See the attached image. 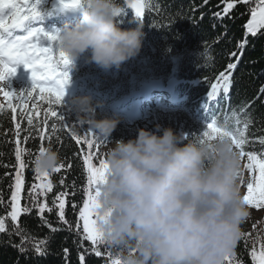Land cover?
Segmentation results:
<instances>
[{
	"label": "trees",
	"instance_id": "obj_1",
	"mask_svg": "<svg viewBox=\"0 0 264 264\" xmlns=\"http://www.w3.org/2000/svg\"><path fill=\"white\" fill-rule=\"evenodd\" d=\"M141 1L145 13L137 17L125 0H118L123 8L117 17L119 26L123 29L139 26L144 33L137 56L119 69L104 70L88 62L87 54L82 55L62 70L69 72L70 82L65 85L61 105L50 106L47 102L46 107L35 108L28 114L17 104H12L11 109L8 104H0V219L5 222L4 231H0V264H81V255L83 264H113L118 258L104 244L93 246L79 218L88 176L84 158L89 146L85 141L94 142L92 150L96 155L100 154L97 148L102 144L88 125L76 121L70 104L73 95L87 94L94 102L99 101L97 119L118 116L120 123L110 140L127 141L138 135L139 128L132 127L131 117L122 111L131 104L124 97L139 92L146 84L166 86L177 81L172 95L149 90L150 101L143 98L145 106L141 114L150 117L152 124L148 130L157 131L160 126L162 132L163 128L171 127L186 133L188 138H202L207 124L215 121L228 130L244 131L248 141L245 151L264 155V27L255 35L246 32L259 0L234 3L227 14L224 9L234 0ZM36 6L45 16L56 14L49 0H39ZM76 15L71 24L79 20L80 14ZM58 19L59 16L54 22ZM44 26L46 31L57 33L63 24ZM48 43L57 47V41ZM229 64L236 66L230 70L228 92L221 89L214 93L212 85L218 83L219 73L226 71ZM50 109L64 119L52 117ZM49 145L59 152L61 163L59 171L50 172L52 189L45 190L48 208L39 213L32 205V189L38 181L33 161L40 149ZM18 148L22 150L24 163L23 205L29 211L22 208L17 221H12L11 195ZM62 192L68 193L64 197L67 223L59 219L56 198ZM249 220V225L241 228L243 235L232 251L231 264H259L256 255L264 252V219ZM97 249L101 256L95 254Z\"/></svg>",
	"mask_w": 264,
	"mask_h": 264
},
{
	"label": "clouds",
	"instance_id": "obj_2",
	"mask_svg": "<svg viewBox=\"0 0 264 264\" xmlns=\"http://www.w3.org/2000/svg\"><path fill=\"white\" fill-rule=\"evenodd\" d=\"M80 18L57 30V47L73 63L87 54L104 70L119 69L138 55L141 27L123 29L118 0H80ZM99 101L73 95L76 121L104 146L107 172L97 196V228L120 264H224L250 218L241 194V159L231 138H188L160 126L135 138L110 140L118 116L96 118ZM186 141V142H185ZM41 173L61 163L51 145L39 151Z\"/></svg>",
	"mask_w": 264,
	"mask_h": 264
},
{
	"label": "snow or ice",
	"instance_id": "obj_3",
	"mask_svg": "<svg viewBox=\"0 0 264 264\" xmlns=\"http://www.w3.org/2000/svg\"><path fill=\"white\" fill-rule=\"evenodd\" d=\"M30 0H0V91H3L2 82L14 75L17 71V66L23 64V66L30 70L31 78V91L27 92L28 97H32L33 92H38L41 100H47L48 104L61 105L65 96V85L70 82V74L67 71H62L61 65H66L70 61L66 53L60 50L58 47H53L51 44L44 46L41 42L48 40L55 42L58 39L56 32L45 31L42 27H33L31 21L40 16L36 4L39 0H36L35 4L30 7ZM80 0H63L65 7H75L79 4ZM244 2L248 0H234L232 3H227L224 9L225 13L234 7V3ZM261 5L257 10L252 11L251 19L247 22V32L255 35L259 28L264 27V0H259ZM138 15L142 14L141 5L139 2L132 4ZM11 9V13L4 15L5 9ZM26 13V14H25ZM216 15H219L217 13ZM17 30L26 32V35H15ZM235 56V53L232 54ZM235 64H229L226 71L220 72L218 77V83L212 85L213 92H219L221 89L225 93L228 92L231 84V69L235 68ZM9 85V84H8ZM10 86V85H9ZM29 88V87H28ZM27 88L22 89V92ZM5 97H12L11 91H3ZM23 103V98H21ZM12 104H8V108H12ZM50 114L54 118L63 120L64 117L58 116L56 111L50 109ZM28 123H32L31 117L28 119ZM19 128V125H17ZM55 128V125H53ZM206 131L203 132L202 138H215L217 136L227 135L231 138L235 148L239 152L241 161L246 157L247 163L243 165L244 169H248L251 172L259 171V183L258 185L253 182L247 183V193L243 196L244 201L249 205H259L264 207V155L258 156L255 152L245 151V145L248 143L244 131L234 132L228 130L225 127L219 126L215 121L207 124ZM79 142V140L77 141ZM89 148L93 147V141L87 140ZM43 148L40 149L42 151ZM21 149L16 150V158L21 161ZM84 166L88 173L87 186L84 189V195L86 199L83 200V206L79 210V217L83 220V231L87 234L86 238L92 242L93 246L98 244H104L102 242V235L97 228V196L99 194V185L104 181L107 172V165L104 159L99 162V167L94 166L87 155L84 158ZM24 168V163L20 162V169ZM37 173H41L36 169ZM54 171H59L57 167ZM43 176H48V172L42 173ZM243 183V171L241 173ZM63 183V180H61ZM23 184L22 172L18 171L15 176L14 191L11 195V200L14 202L12 205V211L10 213L11 220L16 221L18 215L21 213L19 207V194ZM47 190L52 189V184L48 183L44 185ZM259 193V201L256 199V193ZM68 195L67 192H62L56 198L59 200V219L64 223L67 221L64 219L65 201L64 197ZM47 205H39L40 212L43 213ZM75 207V205H73ZM24 212L29 211L28 208L23 209ZM95 217V218H93ZM5 222L0 219V231H4ZM243 235L241 233L240 237ZM239 237V238H240ZM105 245V244H104ZM40 249L38 248L37 251ZM67 251V250H65ZM95 254L101 256L102 253L97 249ZM233 253L231 252L224 259V264H231ZM255 258V254L253 253ZM81 264L84 262V256H80ZM113 264H120L119 260L113 261ZM259 264H264V252L259 257Z\"/></svg>",
	"mask_w": 264,
	"mask_h": 264
},
{
	"label": "rangeland",
	"instance_id": "obj_4",
	"mask_svg": "<svg viewBox=\"0 0 264 264\" xmlns=\"http://www.w3.org/2000/svg\"><path fill=\"white\" fill-rule=\"evenodd\" d=\"M49 2L51 5H54V6L58 4L57 0H49ZM27 6H29V4ZM260 6L261 5L258 4V7L256 9L257 11H258V8ZM11 11L12 10L10 8L5 9L4 15L10 14ZM32 21H35V19ZM49 32H51V31H49ZM246 32H247V28H246ZM44 41H46V40H44ZM18 72H19V76L14 74V75L10 76L7 79V81L2 82L3 91H11L13 95L11 98L5 97L3 95V91H0V104H2V105L9 104V103L14 104V105L17 104L20 107V109L22 110V112H28V114H31L35 108L46 107L47 106V100H41L38 92H33L32 97L27 96V92L31 91V89H30V87H31L30 70L26 69L23 66L22 69L18 70ZM152 86H155V85H152ZM170 86L172 87L173 84H170ZM160 87L163 88V86H160ZM25 88H27V90L22 92V89H25ZM21 98H23V103H21ZM135 106L136 105L134 104L133 108L131 110H129V115L131 116V121L133 122V124L131 126L132 127L137 126L139 129H141V128L149 129L152 126L150 117H146L145 114H141L139 108H136ZM97 149L99 150L100 154L97 153L98 155H96V154H94L92 148H88L86 155L88 156L90 162L94 166L99 167L100 160L105 158L104 157L105 148L102 145V146H98ZM20 162L21 161H18V167L15 171V176H16L18 171L22 172V170L20 169ZM247 162L248 161H247L246 157L241 161V166H242V171H243V183L240 184V188H241L242 196H244L247 193V183L253 182L256 185H258V183H259V171H258V169L255 172H251L250 170L243 168V165ZM87 175H88V173H87ZM22 176H23V174H22ZM37 180H38L37 183L34 184V187L32 189V192H34V195H33V201L34 202L32 205H33V207H35L39 211V213H41L39 205H47V207L45 209L48 208L47 200L45 198L46 188L44 187V185L50 183V173L48 174V176H43L42 173H37ZM14 183H15V177H14ZM24 186H25V184H24V178H23V184H22V188H21V191L19 194V207H20V209L24 208V205H23V200L25 199ZM13 191H14V188H13ZM256 194L259 195L258 192ZM256 199L259 201V198L257 197V195H256ZM27 201H30V198H27ZM13 203L14 202L12 201V205H13ZM57 205L59 208V202L57 203ZM247 206L251 209L250 218H254V219L258 218V220H260L261 218L264 219V207H261L259 205H249V204H247ZM18 217H19V215H18ZM10 218H11V216H10ZM93 218H95V217H93ZM249 219L241 226V228L245 229L249 225V223H250ZM80 220H81L82 225H83L82 218H80ZM260 255L261 254L256 255L257 262H259Z\"/></svg>",
	"mask_w": 264,
	"mask_h": 264
},
{
	"label": "water",
	"instance_id": "obj_5",
	"mask_svg": "<svg viewBox=\"0 0 264 264\" xmlns=\"http://www.w3.org/2000/svg\"><path fill=\"white\" fill-rule=\"evenodd\" d=\"M58 1L60 2V4H61L62 6H64L63 0H58ZM125 2H126V4H127L128 8H129V9H130V10H131L136 16L141 17V16L144 15V13H145V6H144V3H143L141 0H125ZM137 2H139V4L141 5L142 14H140V15H138V14L136 13L135 9L132 7V4L137 3ZM64 7H65V6H64ZM67 8H70V7H67ZM72 9H73V8H72Z\"/></svg>",
	"mask_w": 264,
	"mask_h": 264
},
{
	"label": "bare ground",
	"instance_id": "obj_6",
	"mask_svg": "<svg viewBox=\"0 0 264 264\" xmlns=\"http://www.w3.org/2000/svg\"><path fill=\"white\" fill-rule=\"evenodd\" d=\"M67 13H71V11H66ZM72 12H75V11H72ZM75 16H77V15H74V16H69V17H59V19L56 21V23H61V24H65L66 22H68L69 21V19H70V17H75ZM56 18H58L57 16L53 19V21L56 19ZM52 21V22H53ZM55 23V22H54ZM55 23V24H56ZM53 25H51V27H52ZM171 101H173V99L171 100Z\"/></svg>",
	"mask_w": 264,
	"mask_h": 264
}]
</instances>
